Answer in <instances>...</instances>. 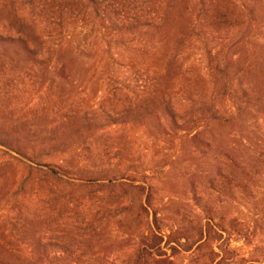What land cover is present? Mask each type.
I'll list each match as a JSON object with an SVG mask.
<instances>
[{"label": "rangeland", "instance_id": "rangeland-1", "mask_svg": "<svg viewBox=\"0 0 264 264\" xmlns=\"http://www.w3.org/2000/svg\"><path fill=\"white\" fill-rule=\"evenodd\" d=\"M21 1L0 0V11ZM83 28L73 34L82 53L69 73L12 47L5 54L0 45V143L19 139L23 153H51L44 161L61 168L8 154L0 144V264H264V114L226 123L189 116L174 125L163 106L146 104L142 90L106 99L112 65L104 62L105 33L94 24ZM217 45L198 46L194 61L205 74L209 57L202 49ZM250 48L224 58L231 89L243 83L264 95V40ZM142 62L131 52L116 68L128 77V65ZM216 87L206 85L210 93ZM146 107L158 113L147 117ZM115 109L125 113L114 114V126L70 133L64 154L33 143L34 136L66 129L65 113L104 123ZM52 188L67 195L57 214L44 202Z\"/></svg>", "mask_w": 264, "mask_h": 264}, {"label": "trees", "instance_id": "trees-1", "mask_svg": "<svg viewBox=\"0 0 264 264\" xmlns=\"http://www.w3.org/2000/svg\"><path fill=\"white\" fill-rule=\"evenodd\" d=\"M3 17L8 20L4 24L10 25H3ZM91 24L98 33H105L100 37L108 44L104 62L112 65L104 81L108 90L104 98L116 100L112 93L132 88L142 90L146 104L163 106L162 115L174 125L189 116L197 120H206L209 116L212 121L226 123L243 122L250 115L264 114L263 92L251 86L244 89L243 83H239L238 90L231 89L230 66L224 62L231 51L241 57L244 52L250 53L253 40H264V0H23L15 9L0 11V45L6 49L5 54L12 47L17 55L33 58L41 66L69 73L75 69L82 53L73 42V34ZM209 41H217L219 45L202 49L209 57L205 74L194 58L200 50L199 44ZM131 52L141 55L143 62L140 66L128 65L132 74L126 77L116 67H123L121 63ZM1 62L0 57V66ZM210 82L221 87L210 93L206 89ZM236 93L238 103L233 102ZM227 97L231 98L229 108L224 105ZM117 101L121 103V99ZM188 104L190 110L182 113L181 109ZM144 110L147 117L158 113L147 107ZM118 112L122 111L115 109L106 113L110 115L105 116L104 123L84 119L75 112L65 113L63 117L69 121L66 129L43 137L34 136L33 143L64 154L70 133H89L114 126V114ZM0 144L8 154L15 153L36 165L61 172L56 163L44 161L51 153L28 156L23 153L25 149L19 139ZM53 189L44 202L48 198L52 212L57 214L62 210L61 200L67 195L64 191L55 193ZM172 250L178 251L177 247ZM158 254L167 256L162 251Z\"/></svg>", "mask_w": 264, "mask_h": 264}]
</instances>
